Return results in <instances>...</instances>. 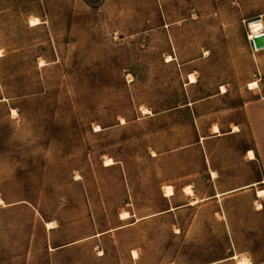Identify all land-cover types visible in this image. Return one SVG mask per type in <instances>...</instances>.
Returning <instances> with one entry per match:
<instances>
[{"label":"rangeland","instance_id":"obj_1","mask_svg":"<svg viewBox=\"0 0 264 264\" xmlns=\"http://www.w3.org/2000/svg\"><path fill=\"white\" fill-rule=\"evenodd\" d=\"M254 20L264 0H0V264H264Z\"/></svg>","mask_w":264,"mask_h":264},{"label":"crops","instance_id":"obj_2","mask_svg":"<svg viewBox=\"0 0 264 264\" xmlns=\"http://www.w3.org/2000/svg\"><path fill=\"white\" fill-rule=\"evenodd\" d=\"M245 113H246V119L248 120V124L250 127L251 135L254 138L255 144L251 150L245 151L244 157L247 161L246 163H248V164H251L254 160L258 159V161L261 165L262 174L264 175V96H260V97L251 99V101L246 104ZM215 125L212 127V136L214 138L221 137L222 133L220 132L221 130H220V127L218 125H216V126L219 128V130L216 131L215 133L213 132V128L215 127ZM234 133L232 131V133H230V134H234ZM201 138H203V137H200V139ZM201 140L205 141L206 139L203 138ZM248 152H252L255 157L253 159H251L249 156H247ZM211 172H213V171H210V174H211ZM213 175H214V178H216V175L214 172H213ZM260 183L264 184V179ZM254 185H255V183L249 184L248 186L236 188L235 190H231V191H228V192H225L222 194L223 195L232 194L238 190H242V189L250 188V187L252 188ZM186 187H189V186H186ZM217 193H219V192H217ZM256 194H257V192H256ZM216 196H217V194L214 196L215 199L218 198V197L216 198ZM258 198H260V197H258ZM258 204H257V206H258ZM257 209L259 210L262 208H257Z\"/></svg>","mask_w":264,"mask_h":264},{"label":"bare ground","instance_id":"obj_3","mask_svg":"<svg viewBox=\"0 0 264 264\" xmlns=\"http://www.w3.org/2000/svg\"><path fill=\"white\" fill-rule=\"evenodd\" d=\"M38 23H39V20H38V19H34V20H31L30 25H35V24H38ZM248 26H249V28H250L249 39H253V37H254L255 35L259 34V33L264 34V27H263L261 21H259V20L250 21L249 24H248ZM256 51H260V50H256ZM190 81H191V83L194 82L192 77L190 78ZM254 86H257V83H256V82H252V83L249 85L250 88H251V87H254ZM216 128H218V127L216 126ZM247 156H249L251 159H253V158L255 157L254 154H253L252 152H248ZM110 164H111V161H107V162L105 163V166L110 165ZM189 192H190V191H189ZM256 192H257V196H258V197H261V196L263 195V193H264V190H257ZM163 193H164V195H166V196H172V195H173L172 190H171L170 187H164V189H163ZM257 207H258V208H261V205L258 204ZM127 217H128V214H126V213H124V214L122 215V219H127ZM48 226H50V224H47V227H48ZM134 255H136V253H134ZM230 259H231V260H232V259H233V260H236V264H250V263H249V260H248L247 258H245V257L238 258V257H236V256H233V257H231Z\"/></svg>","mask_w":264,"mask_h":264},{"label":"water","instance_id":"obj_4","mask_svg":"<svg viewBox=\"0 0 264 264\" xmlns=\"http://www.w3.org/2000/svg\"><path fill=\"white\" fill-rule=\"evenodd\" d=\"M251 43L255 50H264V34L259 33L255 35Z\"/></svg>","mask_w":264,"mask_h":264},{"label":"built area","instance_id":"obj_5","mask_svg":"<svg viewBox=\"0 0 264 264\" xmlns=\"http://www.w3.org/2000/svg\"><path fill=\"white\" fill-rule=\"evenodd\" d=\"M249 42H252V39H249ZM252 44V43H251Z\"/></svg>","mask_w":264,"mask_h":264}]
</instances>
